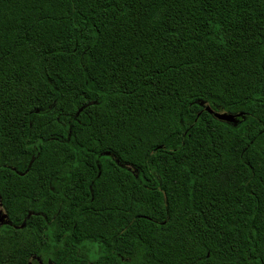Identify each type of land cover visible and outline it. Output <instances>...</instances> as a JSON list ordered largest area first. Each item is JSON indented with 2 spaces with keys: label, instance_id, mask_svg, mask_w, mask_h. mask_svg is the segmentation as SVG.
Here are the masks:
<instances>
[{
  "label": "trees",
  "instance_id": "16d2710c",
  "mask_svg": "<svg viewBox=\"0 0 264 264\" xmlns=\"http://www.w3.org/2000/svg\"><path fill=\"white\" fill-rule=\"evenodd\" d=\"M0 210V264H264V0H0Z\"/></svg>",
  "mask_w": 264,
  "mask_h": 264
},
{
  "label": "water",
  "instance_id": "95a60500",
  "mask_svg": "<svg viewBox=\"0 0 264 264\" xmlns=\"http://www.w3.org/2000/svg\"><path fill=\"white\" fill-rule=\"evenodd\" d=\"M206 111L213 114L215 118L228 123L236 124L240 118H243L242 113H232L228 111L217 110L214 111L210 106L205 107Z\"/></svg>",
  "mask_w": 264,
  "mask_h": 264
},
{
  "label": "rangeland",
  "instance_id": "374dc122",
  "mask_svg": "<svg viewBox=\"0 0 264 264\" xmlns=\"http://www.w3.org/2000/svg\"><path fill=\"white\" fill-rule=\"evenodd\" d=\"M7 222H8V221H7V219H6V216H5L4 212H3L2 210H0V225L5 224V223H7ZM37 260L40 261L39 258H37ZM40 262H41V261H40ZM32 264H34V263H32Z\"/></svg>",
  "mask_w": 264,
  "mask_h": 264
}]
</instances>
